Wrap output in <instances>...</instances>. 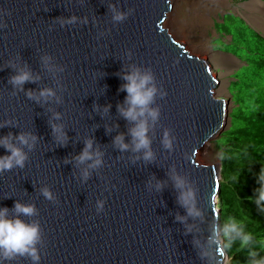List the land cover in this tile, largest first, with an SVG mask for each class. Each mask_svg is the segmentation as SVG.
<instances>
[{
    "label": "water",
    "instance_id": "95a60500",
    "mask_svg": "<svg viewBox=\"0 0 264 264\" xmlns=\"http://www.w3.org/2000/svg\"><path fill=\"white\" fill-rule=\"evenodd\" d=\"M171 10V0H0V138L27 155L23 167L0 172V208L15 218V203L34 205V215L19 218L40 225L39 261L13 254L0 255V264L230 261L216 203L221 159L205 165L196 158L230 128L232 110L215 94L221 83L209 63L164 28ZM21 70L33 79L13 85ZM136 70L151 72L157 92L149 107L159 112L155 121L147 117L150 144L139 151L130 131L136 122L120 111L127 107L123 77ZM45 89L54 95L40 96ZM22 133L36 137L30 147L17 139ZM89 140L101 154L96 167L77 159ZM189 190L186 207L180 197Z\"/></svg>",
    "mask_w": 264,
    "mask_h": 264
},
{
    "label": "trees",
    "instance_id": "16d2710c",
    "mask_svg": "<svg viewBox=\"0 0 264 264\" xmlns=\"http://www.w3.org/2000/svg\"><path fill=\"white\" fill-rule=\"evenodd\" d=\"M230 21L239 27L233 31L226 26L224 33L244 51L246 58H240L246 66L239 74L243 79L236 84L231 126L216 141L222 164L220 229L229 264H264V201L257 203L264 187L259 179L264 169V38L244 22L233 17ZM233 220L251 233L248 245L242 247L234 233L225 232Z\"/></svg>",
    "mask_w": 264,
    "mask_h": 264
},
{
    "label": "clouds",
    "instance_id": "9594fccd",
    "mask_svg": "<svg viewBox=\"0 0 264 264\" xmlns=\"http://www.w3.org/2000/svg\"><path fill=\"white\" fill-rule=\"evenodd\" d=\"M261 2L264 3V0H261ZM123 18V14L120 13L116 14L114 17V19L118 21L122 20ZM74 20L75 18L73 17L72 20L68 22L71 23ZM241 21L244 22L245 25H250L244 19H241ZM225 36L231 37L230 43H232L233 37L227 34H225ZM32 79L33 77L29 71L21 70L17 75L11 78V82L13 85L22 86L25 82ZM123 79L127 81V83L122 86V90L127 92V97L125 100L127 107H121L120 111L125 118L136 122L135 127L130 130L133 137V142L135 144V150L139 151L140 149H148L150 141L147 137V117H150L153 121H155L159 115L157 109L149 107L157 92V88L153 83V76L151 72L142 73L139 70H136L124 75ZM51 95H54L51 89H45L40 92V96L47 97ZM29 96H32L31 92H29ZM105 111H107V109H105ZM54 132L57 133L58 140L63 141L65 139V134L62 132L61 128L54 127ZM17 139L21 144L28 145L30 147L31 145L29 142L35 141L36 137L31 136L30 134L22 133L17 137ZM123 140V136H117L115 142L121 149H127L128 145L125 144ZM163 142L166 147H171V140L168 137V133H165ZM0 146L5 147L10 152V155L0 156V172L11 170L13 167L24 166L25 160L27 159L26 153L23 151V149L10 143L9 137L0 138ZM92 147V141H87L83 152L77 157V159L81 163L88 160H93V163L90 164L89 167H96L102 162L99 159L101 154L98 151L93 153L91 151ZM151 155L152 153L150 151L145 152L146 159L150 158ZM84 176L87 178V171L84 172ZM259 179L264 181V169H262ZM182 186L183 181L177 178V187ZM42 192L47 199H53V195L49 189L44 188ZM193 199L194 192L191 190L183 192L180 197L182 204L186 207L191 204ZM218 201L219 198L216 200V203ZM260 201H264V187L259 190V199L257 200V203L259 204ZM98 208H103V202H99ZM14 209L17 213V216L15 218H9V210L7 208H0V255L5 258H10L13 254H27L30 255L34 261H39L40 257L35 245L40 239V225L37 222L27 223L19 218V214L26 216L34 215L36 213V208L31 204L25 205L17 202L14 205ZM188 211L189 214H199L194 213L193 207H188ZM225 232L234 233L235 237L240 239L242 247L248 245L252 240L251 233L245 232L242 225L234 220L225 226ZM213 240L214 242L218 243V241L215 240V233Z\"/></svg>",
    "mask_w": 264,
    "mask_h": 264
},
{
    "label": "rangeland",
    "instance_id": "374dc122",
    "mask_svg": "<svg viewBox=\"0 0 264 264\" xmlns=\"http://www.w3.org/2000/svg\"><path fill=\"white\" fill-rule=\"evenodd\" d=\"M173 1L171 0L172 15L179 12L180 17L173 25H169L168 21L165 20L164 28L190 54L209 63L213 76L221 83L215 94L229 101L230 109L232 110L235 107L234 102L237 101L238 90L236 84L243 79V77H239V74H241L246 66L244 59L241 58H246V56L243 50H240L233 42L230 43L231 39L229 36H225L223 28L230 26L234 31L239 27L236 22L232 24L230 17L240 21L244 19L249 22L251 26H248L253 31L264 37V11L262 12L264 10V3L261 0H178L179 2L175 0L174 6ZM209 8L210 15H208ZM201 11H205L203 16ZM207 15L210 16L212 21L206 24L203 29L207 34V40L203 43L208 47V52H196L189 47L187 40L184 38L181 40L178 36L174 35V32L177 30L202 29L204 26L203 20L207 19ZM216 141L214 140L208 144L211 152L208 158H204L201 155L197 156L196 161L198 163L216 165L220 162V148L216 144ZM229 263L230 261L227 264Z\"/></svg>",
    "mask_w": 264,
    "mask_h": 264
},
{
    "label": "bare ground",
    "instance_id": "6f19581e",
    "mask_svg": "<svg viewBox=\"0 0 264 264\" xmlns=\"http://www.w3.org/2000/svg\"><path fill=\"white\" fill-rule=\"evenodd\" d=\"M182 1V0H180ZM177 2H179L177 0ZM173 5L175 6V0L172 2ZM257 4V3H256ZM253 6V5H252ZM207 8V7H206ZM210 11V8L208 10V12ZM264 10H262L263 12ZM205 12V11H204ZM204 12L201 11L202 16L204 15ZM211 12L208 13V15H210ZM264 13V12H263ZM207 15V16H208ZM206 16V17H207ZM180 17L179 12H176L174 15H172V10L171 12L168 13V16L166 17V20L168 21L169 25H173L174 22H176ZM211 21L210 16L207 17V19L205 18L203 20L204 26L202 29H198V30H189V31H183V30H177L174 32L175 36H178L181 40L184 38L185 40H187V43L189 45V47L191 49H193L196 52H208V47L203 43L206 42L207 40V34L205 33L204 27L206 26V24H208ZM212 22V21H211ZM249 23V22H247ZM168 26V25H167ZM171 31V29H170ZM202 31V32H201ZM204 31V32H203ZM209 46V45H208ZM221 84H219L220 87ZM218 90V88L216 89ZM217 93V92H216ZM217 96V95H216ZM218 97V96H217ZM210 149H209V145H205L199 152L198 155H201L204 158H208V156L210 155ZM197 155V156H198Z\"/></svg>",
    "mask_w": 264,
    "mask_h": 264
}]
</instances>
